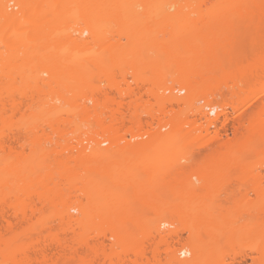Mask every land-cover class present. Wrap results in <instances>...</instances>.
<instances>
[{"label":"bare ground","instance_id":"bare-ground-1","mask_svg":"<svg viewBox=\"0 0 264 264\" xmlns=\"http://www.w3.org/2000/svg\"><path fill=\"white\" fill-rule=\"evenodd\" d=\"M140 1L145 3L146 8L143 13L138 11L141 14L136 10H129L132 0H0V264H204L209 253L201 243L202 235L213 232L212 248L220 249L223 245L231 243L236 230L255 226L256 220H251L253 223L248 220L235 227L230 225L234 216L246 212V209H241L236 202L230 207L218 204L202 209L192 207L180 212L179 215L186 214L184 225L181 223L182 227L169 229L167 233L159 226L149 227L140 222V219H135L142 217V213L138 211L132 212V218L126 220L127 204L143 201V198L153 194L156 196L169 186L174 187L177 182H181H176L172 176L181 174L187 167L185 162H190V159L189 155L187 158L175 154L181 149L183 152L191 147L186 145L185 140L183 143L178 142V126L175 130L170 129L165 143L159 141V138H162L161 133L152 132L151 136L158 140L149 145L151 148L147 144H138V140L125 141L126 138L141 135H134L133 131V126L137 131L143 124L139 118L140 114L148 115L146 121L150 126L159 120L158 113L161 111H148L155 106L151 104L152 101L142 99L143 88L133 87L131 90H125L119 84L120 81L116 82L112 77L107 79L111 91L109 97L101 100L99 108L98 98L94 99L97 90L92 87L94 92L90 96H85L83 92L87 84L94 85L91 84L93 81L89 63L95 61L99 64L111 58L120 65V69L128 60L140 67L150 63L153 67L151 75L154 78L164 75L162 77H172V81L178 82L188 90L199 89L211 96L219 94L222 104L233 109L255 99L258 92L264 90V0H165L170 8L174 7L175 3L181 4L175 11L169 12V7L162 9L164 11L156 5L154 9L148 8V5H159L164 0ZM192 1H218L227 5L223 4L225 7L217 11L212 8L211 11H203V8H188L185 11L187 4ZM10 2H13L11 7ZM13 6L19 7V10L13 11ZM115 11L118 12L114 16L115 20H112ZM84 17L89 18L84 27L74 29L69 24L72 20L77 22ZM137 18L139 21H136ZM115 28L122 29L120 33H124L128 43L122 45L116 42L115 36L118 34L113 35L112 32ZM71 33H76L72 40ZM85 34L90 36L85 38ZM246 36H250L247 37L250 39L247 44ZM91 37L95 41L93 46H89L93 52L85 51L73 60L68 57L65 51L69 47H88ZM142 46L148 47V50L141 52ZM92 47L103 51L99 52L101 56L96 55L98 52H94ZM129 48H133V52L128 55ZM111 51L118 52L110 53ZM14 55L20 56V62L22 61L17 66L21 76L36 68H41V72H51V69L59 67V71L55 79H40L41 83L36 79L34 85L19 84L18 98L9 100L6 92L8 84L3 78L9 79ZM92 55L99 57L93 58ZM107 61L105 63H108ZM75 63L83 66L85 70L76 66L71 68ZM139 69L141 73L138 70L133 73L139 76L146 71L144 68ZM148 70L144 74L147 81ZM142 77L143 75L141 83L145 82ZM150 80L152 81L151 78ZM51 81L55 82L54 87H50ZM43 86L53 88V91L44 93ZM223 88L227 89L226 95L221 92ZM177 90L182 91V88ZM123 93L125 95L121 96ZM70 94L72 96H69ZM45 96L49 101L60 100L65 102V105L69 103V108H65L54 118H43L46 106L51 103ZM71 97L76 99L74 106L69 102ZM81 98L93 102V113L91 107L88 110L89 104L83 106L84 102L80 103ZM169 100L179 104L185 103V100L180 98ZM30 101H36L37 110L30 115L32 119L24 120L28 115H24L21 110ZM146 110L147 112H144ZM208 111L213 112L211 107ZM208 111L196 107L197 117H192V120L184 118L185 121L182 122L191 125L188 126L190 129L183 128L182 131L181 128L180 132L187 137L191 130H203L210 136L209 127L216 126L219 116L209 117ZM244 111L245 109H242L237 112L236 116L240 117L236 118L235 137L231 144H220L214 152L215 155H211V162L214 163L209 166L210 169L219 168L222 159L230 157L231 170L237 174L244 154H248L249 158L264 156V106L252 111L247 117L242 116ZM10 112L24 115L15 135H10L7 128ZM62 113H65L64 117ZM201 118L204 119V124H201ZM33 119L34 123H30ZM110 121L120 125L122 130L114 127L112 123L109 124ZM198 121L200 123L195 125ZM228 122L229 119L225 115L220 129L226 130ZM128 125L131 126L123 130L124 126ZM83 127L86 131L82 130ZM47 128L50 130V137L45 133ZM91 128L96 130L94 134L100 135L96 138L93 136V140L90 135V132H93ZM38 130H42V135L34 136L28 142L34 159H26L21 149L24 141L22 131L35 134ZM106 130L109 135H106ZM76 131L80 133L77 134ZM121 131L122 134L119 135ZM81 134L85 135V138ZM218 134L215 132L208 140L190 145L195 146L192 149L196 150L209 147L219 137ZM124 135L126 137L122 139ZM12 139L20 145V150L14 151L15 154L11 152L14 156L9 152ZM91 141H94V146ZM100 144L109 145L101 147ZM116 147L117 150H114ZM115 151L121 158L128 154L130 159L121 163L119 159H115ZM197 152L199 150L195 153ZM9 156L15 158L11 168L7 165ZM191 156L192 159L196 154ZM261 165L263 167V164ZM146 168L147 171L154 170L155 176H152V173L143 176L141 171ZM9 169L13 175L12 182ZM221 177L218 176V181L214 182L217 184L220 180L223 181ZM205 188L207 187L194 188V192L187 198L193 201L199 199L202 196L197 189ZM261 192L262 190L256 194ZM261 195L264 196V193ZM32 201H37L42 207L58 213L38 224L34 234L28 235L26 231L31 224V215L38 210L31 206ZM71 201L73 207L68 205L60 211ZM75 208L79 211L77 215L69 213L70 209ZM101 220L104 221L102 224L99 223ZM96 229L99 232L92 234ZM185 230L190 236L186 241H182L181 232ZM101 236L111 240L110 248L107 249L101 242ZM100 237L102 239H99ZM98 242L101 243L97 244ZM171 242L177 246L169 248L167 262H162L161 247L166 248ZM113 247L118 250H112ZM256 247L255 250L260 254L257 263L264 264V242ZM181 254L189 256L181 258ZM218 264H226L224 257Z\"/></svg>","mask_w":264,"mask_h":264},{"label":"rangeland","instance_id":"rangeland-1","mask_svg":"<svg viewBox=\"0 0 264 264\" xmlns=\"http://www.w3.org/2000/svg\"><path fill=\"white\" fill-rule=\"evenodd\" d=\"M179 1L182 2V0H179ZM12 3L9 5L10 7L12 6ZM223 4L224 3H221L218 1H216V2L215 1H207V2L204 1L201 3L192 1V2L187 4L186 8H185V6H186V4H185L184 10L187 11L188 8H201V9L203 8V11H207V10L211 11V8H212V10L215 9L213 11H217V10H220V8L222 9L225 7V6H223ZM94 5L97 6L96 4H94ZM150 5L152 7L151 6L149 7V5H148V8L154 9V6L156 5V6H158V8H160V10H162V9L166 10L169 7L168 6L169 4H167V1H165V0L163 2H161L159 5L154 4V3L150 4ZM175 5L172 8L169 7L170 9H168L167 11L168 12H169V10L175 11V9L179 5L181 6L180 3H178V4L175 3ZM224 5H227V4H224ZM95 6H93V7H95ZM12 8H13V11L19 10V7H17V6H13ZM145 9H146L145 3L140 1V0H132V2L129 3V10H132V11L136 10L137 12L139 11V12L143 13V11ZM164 10H162V11H164ZM117 12L116 11L114 12L112 20H115L114 16L117 15ZM141 13H139V14H141ZM137 17H139V20H140V18H141L140 15ZM142 17H144V16H142ZM88 19H89L88 17H84L83 20H79L77 22L72 20V21H70L69 24L72 25V27H74V29H75V27H84L87 24ZM139 20L137 18L136 21H139ZM74 29L72 30L73 32H74ZM120 31H122V29L121 30L116 29L112 32H113V35L118 34L115 36L116 42L120 43L122 45H125V43H128V38L124 35V33L123 34H122V32L120 33ZM72 34L73 33H71V35H70L71 40L74 38V36H76V33H75V35L74 34L72 35ZM77 34H78V32H77ZM87 35L90 36V34H85L84 37L87 38L88 37ZM247 37L250 38V36H246V40H245L246 44L250 40ZM115 40H114V42H115ZM94 44H95V41L91 37L89 39L88 47H84L85 49H88V50H85L82 47L79 49H73V48L69 47L65 52L67 53L68 57L73 60L77 55H81L85 51H86L85 53L93 52V50H90L89 46L90 45L93 46ZM144 46H142L143 49L141 48L142 49V51L140 50L141 52H144L145 49H146L145 52L148 50L147 49L148 47L145 48ZM92 48L94 49V52H96V50H97L98 53L96 55H98L99 52L103 53V51L98 50V47H92ZM114 52L111 51L110 53H114ZM116 52H118V51H116ZM127 52L129 55L130 53L133 52V48H132V50H131V48H129L127 50ZM148 54H150V53H148ZM93 55H95V53ZM93 55H92V57L94 58L96 55L95 56H93ZM150 55H152V54H150ZM99 56H101V54H99ZM99 56H97V57H99ZM107 56L109 57V54ZM97 57H95V58H97ZM110 59L111 58H109V61H107L108 59L105 60L108 63H105V61L102 59L103 62H100L99 64L98 63L96 64L95 61H92L91 64L90 63L88 64V66L90 65V67L92 68V70L90 68L91 77H92V81H93L91 84H94V85L89 86V84H87V88H85L86 91L85 90L83 91V88H82L81 91L85 92V96H87V94L89 96L91 93L93 94L94 91L92 90L93 89L92 87H94L95 90H97V92L95 91L96 93H94L95 94L94 99L98 98L97 99V100H99L98 106L100 108L101 100H104V98H106V96L109 97V93L111 92V91H109L110 88H109V82L107 79H110L112 77V79L116 80V82L120 81L119 84L125 90H131V89H133V87L143 88L142 89L143 92H141L142 99H144V101L145 100L152 101L153 103H151V104L153 106H155L154 108L148 109V111H152V112L153 111H161L160 113H158V114H160V116H158L159 120L155 121L154 124H152L150 126L148 125V123L146 121L148 119V115L144 114V113L140 114L139 116H141V117H139V118L143 122V124H142L141 128H137V131H135L136 128L133 126V131H134V135H139V134H141V135L136 137V138H126L125 139L126 135H131V134H126V135H124V138H122V139H125V141H131V142L138 140V141H140L138 144L141 143V144H147L148 146L149 145L151 146L154 144L155 141L158 140L156 137L151 136V133L155 132V133H161L162 138H159V141L165 143V140L168 136L167 133L170 132V129L172 130V128H174V130H175V128L178 126V128H179V131L177 132L178 137L176 136L178 138V142L182 141V143H183V140H185L186 145L191 147L190 149L189 148H186V150L184 149L183 152H181L183 150V149H181V151L179 152L180 154L179 153L175 154V155L178 154L179 156H185L187 158H188L187 155H189L188 159H190V162L185 160L186 161L185 164L187 167L181 174L177 173V174H174L172 176V177H174L176 182H177V180L181 181V182H177V184H176L177 186L176 185L174 187L169 186L168 188H166L162 192L156 194V196H155V194H153L150 197L148 196V197L143 198L144 199L143 201H139L136 203L131 202V203L127 204L126 208H125V212L127 214L126 215L127 219L126 218L125 219L128 221L129 219L132 218L131 217L132 212L138 211V212L142 213V217H137L135 219H140L139 220L140 222L146 224V226H149V227L150 226H159V228L161 230H164L167 233V231L169 229H175L178 226L182 227V224L184 225V221L186 220V216H184V215H186V214L184 213V215H179L180 212H184L186 210H189L192 207H196V208L198 207V208L202 209V208H205L208 206H218V204L219 205L223 204L225 206L230 207L233 202H236L239 204L240 208L242 207L241 209H243V208L246 209V212L248 213V215L245 211H243V214L236 215L231 219L230 225H232V227H235V226H240V225L244 224L248 220H250V221L256 220V222H254L255 226L252 228L241 230V231L236 230L234 239L231 240V243H229V245H227V244L223 245L224 247L220 248V249H216L218 247L212 248V246H213L212 241H213V237H214L213 232H208V233H205L204 235H202L203 240L201 241V243L204 244V246L207 249V252L209 253V256H210V258L208 256V258L206 259L207 261H205L204 264H218L223 257L225 259L226 264H230V263L231 264L232 263H234V264H258L257 258L260 256V254L258 251L255 250L257 248L256 245L259 246L262 242H264V216H263L264 208H262V207H264V196L261 195L264 193L263 192V190H264V163H263L264 162V156L258 155V156H255L253 158H249L248 154H246V155L244 154V157L242 158V160L240 162L241 168L237 172V174L235 171L231 170L230 163L232 162V159L230 157H227L226 159H222V161L220 162L219 168L210 169L209 166L212 163H214V162H211L212 159H210V158H212L211 157L212 154L215 155L214 152L217 151L216 150L217 146H219L220 144L229 145V144H231L232 140L234 139L235 127L237 126V123H236L237 119L236 118L240 117V116H236L237 112L241 111L242 109H245L242 116L247 117L248 114H250L252 111L259 110V109H261V107L264 106V90L261 91V89H260L261 92H258L259 94L255 99L250 100L248 102H245V103L239 105L237 108L233 109L232 107L224 106L222 104V101L220 100L219 94L211 96L209 94L207 95L206 93L199 91V89L188 90V88L184 87L183 85L179 84L178 82L172 81L171 80L172 77H168V76L162 77L164 75H162L160 77L157 76L156 78H154L151 75V69H153V67L150 63L145 64L144 67H140V66H138V64H136L138 66L137 67L135 65V63L131 64L130 63L131 61L129 62V60H128L127 61L128 63H125L126 66L124 65L122 67V65H123L122 64L121 69H120V65L116 64L112 59L111 60ZM12 61H13L12 67L9 70V74H10L9 79L3 78L4 80L7 81L6 84H8V88H7L6 92H7V95L9 97V100H13V99L18 98L17 86H19V84L34 85L36 79L38 81L40 79H43V80L45 79V81H47L49 79H55V76L57 75V73L59 71V69H58L59 67H57V68L55 67V69H51L52 70L51 72L47 71L50 73L41 72L40 71L41 68H36L32 71L27 72V74L25 73V75L21 76L22 74L21 75L19 74L20 72H19L18 67H17L18 65H20L22 63V61L20 62V56L14 55V58ZM112 62H114V63H112ZM93 63H95V64H93ZM109 63H111L110 64L111 67L109 66ZM75 64L71 65L72 67L71 66L70 67L74 69L76 66L80 70L84 69L83 66L81 67V65H79V64L75 65ZM132 65L134 67H132ZM40 66H41V64H40ZM139 68H141V69L144 68V70H146V71L149 68L147 73H149L151 75V77L149 74L146 75L147 78H149L148 81L144 77L145 76L144 74H146V71L142 70L144 72V73H142L143 81H145V82H143L144 84L141 83V81H142L141 76L142 75L138 76V74L133 73L137 70H138V72L141 73ZM79 69H76V70H79ZM87 70H89V69L87 68ZM104 70L107 72V76H106V72ZM99 75H100V77H99ZM106 77H108V78H106ZM152 77L154 78V80ZM95 78L97 80H95ZM100 78L102 81L100 80ZM150 78L152 79V81L150 80ZM262 81L264 82V79ZM51 83H52V81H51ZM53 83H55V82H53ZM53 83L50 87H54L55 84H53ZM45 86H43V88H44L43 92L44 93L49 94V92L51 90L53 91V88L48 89ZM47 87H48V85H47ZM152 87H153V90H151ZM183 87H184V89H183ZM177 88H179V89L182 88V91L177 90ZM98 90H101V91H98ZM221 92L223 95H226L228 93L227 89H225V88H223L221 90ZM51 93H54V92H51ZM82 94L84 95V93H82ZM151 94H153V95H151ZM51 95H53V94H51ZM124 95L125 94L123 93L121 96H124ZM47 96H49V95H47ZM47 96H45L46 99L48 98ZM69 96H72V94H70ZM91 96L93 97V95H91ZM169 98H171L172 100H177V98L178 99L180 98L181 100H185V103L179 104V103H176L175 101H174L175 102L174 103L173 101H170ZM75 100L76 99L71 97V100H69V102H72L71 106L75 105ZM79 100H80V103L84 102L83 106H84V104L86 106H88V104H89L88 110L91 107L90 108V109H92L91 112L92 113L94 112L93 106H92V104H93L92 101L87 100V99L85 100L84 98L83 99L81 98ZM97 100H95V102ZM47 101H49V99H47ZM50 101H51V103L48 106H46V110L43 113L44 114L43 118H54L55 116L58 115V113L63 112V110L65 108H69V103H67V105H65V102L60 101V100H54L53 101L50 99ZM23 107L24 108L21 111L22 112L24 111V115H28L27 117H24V115L23 114L21 115L19 112H14V113L10 112L9 113L10 116H9V122H8L7 128H8V132L10 135H15L16 132L18 131L17 127H18V124L20 122H22V117H24V120L26 118L32 119L33 117L30 115L37 110L36 101H30L27 104H25V106H23ZM196 107H198L200 109L202 108L203 110H206V111H208V109L210 110V107H211L213 112L208 111L210 113V114L208 113V116L212 117V118L216 117L217 115L219 116V120H218V122H216V126H210L209 127V134L211 133L210 136H212V135L214 136L215 132H218L219 137L217 136L218 138L215 139L213 145H211L212 147L209 146V147H203L200 149L198 148L197 150H199V152H197V153H195L197 151L196 149H192L195 146H191L190 144L203 142L205 140H208L210 138V136H207V134L203 130L202 131L191 130V132H189L190 134L187 137L184 135V133L183 134L181 133L183 131V128L189 130L190 129L189 127L191 126V125L182 124L183 120L185 121L186 118H189L190 120H192L193 118L195 119L197 117L195 115ZM182 111H184V112H182ZM144 112H147V110ZM221 112H225L224 115L220 114ZM182 115H184V116H182ZM194 115H195V117H194ZM225 115L229 119V122H228L229 124H228L226 130H223V129H220V125H221V121L223 120ZM62 116L64 117L65 113H62ZM182 117H183V119H182ZM34 121H35V119H33V121L30 120V123H34ZM39 121L41 122L40 119H39ZM39 121H37L36 123L39 124ZM200 121H202L201 124H204L203 118H201ZM200 121H198L197 123H194V124L196 125V124L200 123ZM110 123H112L114 125V127L120 128L119 130H122V127L120 125L114 124L113 121H110L109 124ZM106 124H108L107 121H106ZM180 124L182 126H180ZM201 124H199V125H201ZM130 126L131 125L124 126L123 130L129 128ZM94 128L95 127H93V129ZM181 128H182V131L180 132ZM39 130L36 131L35 134H33V133L27 134V132L22 131V137H23L24 141L22 142L23 145L21 146V149H22L24 157L26 159H34L32 156V152H31V145H28V142L34 136L42 135L41 134L42 130L41 131H39ZM45 130H46L45 131L46 135L48 137H50L51 136L50 130L48 128ZM82 130L86 131V128L83 127ZM91 130H92V128H91ZM92 131H93L92 133L90 132V135H92L91 139L93 138V136L95 138L100 136V135L97 136V134H94L95 133L94 131H96V130H92ZM77 132H79V131H76V133ZM104 132H105V130H104ZM184 132H185V130H184ZM120 134H122V131L119 133V135ZM70 135H72V134H70ZM81 135L83 138H85V135H83V134H81ZM87 135H88V133H87ZM90 135L86 136V137L88 138V137H90ZM106 135H109L107 130H106ZM197 135H199L201 137H199ZM131 136H133V135H131ZM102 137H103V134H102ZM102 137H101V139H102ZM10 142H11L10 143L11 148H10L9 152L11 155H13V154H15L17 149L20 150V145L18 143H16L13 139ZM92 142H94V141H91V143ZM123 142H124V140H123ZM83 144H84V140H83ZM94 144L95 143H92L93 146H94ZM124 144H128V143H124ZM80 145H82V143ZM100 145H102V144H100ZM108 145H102L101 147L108 146ZM164 148H166V147L164 146ZM114 150H117V147ZM178 150H177V152H178ZM117 153L118 152L114 153V156L115 157L117 156L115 159H119L121 163L130 159L128 154H127V156L125 155V157L123 156L121 158L118 155L119 153L118 154ZM199 153H201L202 155ZM160 154L162 155V153H160ZM192 154L194 156L196 154V156L194 157L195 159L190 158V156ZM13 156H9V159L7 162L8 168H11L13 166V162L15 160V158ZM142 157H144V155ZM208 157L210 160L209 159L206 160V158H208ZM260 162H262L261 164H263V167L260 164ZM148 166H150V165H147V167ZM11 173L12 172H10V169H9L10 182L13 181V175ZM146 173H148L149 175H150V173H152V176H155L156 172L154 170L151 171L150 169H148V171H147V168L144 169L143 171H141V174L143 176L146 175ZM152 176H151V179H153ZM218 176H220V177L222 176L224 182L219 179L220 182H218L216 184V182L218 181V179H217ZM184 180H186V181H184ZM214 181H216V182H214ZM230 183H232V184H230ZM204 186L207 187V188H205L206 190L205 189L204 190L197 189V191H199L201 193L202 197H200L199 199H197L195 201L187 198L189 195H191L194 192L193 191V190H195L194 188H198V187L201 188ZM260 190H262L261 194L260 193L256 194ZM147 195H148V193H147ZM259 196L261 197V199H259ZM68 205H71L73 207L74 204L71 201L65 207H63L60 211H63L64 209H66V207ZM31 206L36 207L38 210L33 215H31L32 216L31 222H30L31 224H30V227L26 231V233L28 235L34 234L35 228L38 224H40L41 222H44L48 218H52V214L58 213V211H54V210H50L49 208L42 207L37 201H35V202L32 201ZM90 209H91V207H90ZM103 209L104 208L102 207V210ZM95 212H97V211H95ZM69 213H71L72 215H77L79 213V211H78V209L75 208V209H70ZM259 214H261V216ZM250 215L252 217L255 216V218L254 217L252 218ZM258 217H260L261 219ZM102 221L103 220H101V222H99V223L102 224ZM105 221H107V220L105 219ZM98 232H99V230L96 229L93 231L92 234H96ZM188 234L189 233L186 230L184 232L183 231L181 232L182 241H186L189 238L190 235L188 236ZM101 237L99 239H102V238L104 239V237H102V238ZM199 237H201V236H199ZM99 239H98V241H100ZM103 239L101 242L104 243V245L107 249L110 248V241L111 240H108L106 238L104 240ZM92 241H94V240H92ZM101 242H98L97 244H100ZM173 245L177 246L176 243L171 242L169 244V246H167L166 248H165V246H162L164 248L161 247V255H162L161 261L162 262H167L166 259H168L169 248L172 247ZM114 249L115 248L113 247L112 250H114ZM162 249H164V250L162 251ZM115 250L116 251L118 250L117 247ZM181 255H183V254H181ZM181 255H180V257H181ZM188 256L189 255L186 254V255H183L181 258H185Z\"/></svg>","mask_w":264,"mask_h":264}]
</instances>
